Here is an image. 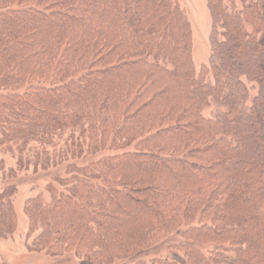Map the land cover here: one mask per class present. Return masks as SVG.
Wrapping results in <instances>:
<instances>
[{"label": "trees", "instance_id": "16d2710c", "mask_svg": "<svg viewBox=\"0 0 264 264\" xmlns=\"http://www.w3.org/2000/svg\"><path fill=\"white\" fill-rule=\"evenodd\" d=\"M204 1L196 70L176 0H0V153L37 170L109 151L24 202L30 248L113 264L177 234L155 263L264 264V0Z\"/></svg>", "mask_w": 264, "mask_h": 264}, {"label": "rangeland", "instance_id": "374dc122", "mask_svg": "<svg viewBox=\"0 0 264 264\" xmlns=\"http://www.w3.org/2000/svg\"><path fill=\"white\" fill-rule=\"evenodd\" d=\"M188 18L192 32V57L196 70L200 66L206 65L209 57L208 35L210 31V18L204 0H176ZM237 7V1L234 0ZM8 90H0V95L8 93ZM79 133L67 132L59 144L71 143V139L81 140ZM84 140V139H83ZM68 147L70 145H67ZM56 150H49L54 153ZM109 151H101L95 155H82L79 158L71 157L67 154L66 162L53 168L37 169L28 167L18 169L16 165V155L14 152L0 153V190L4 186H14L16 192L12 199L17 227L11 238L0 239V264H79L73 252L68 251L63 254L53 255L44 250L30 248L31 242L36 233L26 239L27 219L22 212L24 202L37 195L45 196V187L48 184L57 186V178L62 177L66 164L82 166L89 162L96 161L99 157L108 155ZM24 152L25 156H29ZM53 155V154H51ZM177 234L169 235L166 240L150 248L144 254L132 255L124 259L115 261L113 264H159L155 261L164 260L167 257L171 244L179 242ZM170 255V254H169Z\"/></svg>", "mask_w": 264, "mask_h": 264}]
</instances>
